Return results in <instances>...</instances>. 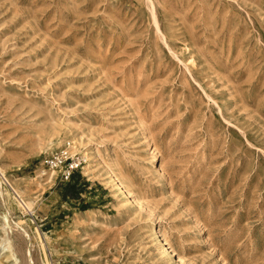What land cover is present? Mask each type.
Listing matches in <instances>:
<instances>
[{
  "label": "rangeland",
  "instance_id": "1",
  "mask_svg": "<svg viewBox=\"0 0 264 264\" xmlns=\"http://www.w3.org/2000/svg\"><path fill=\"white\" fill-rule=\"evenodd\" d=\"M0 264H264V0H0Z\"/></svg>",
  "mask_w": 264,
  "mask_h": 264
},
{
  "label": "built area",
  "instance_id": "2",
  "mask_svg": "<svg viewBox=\"0 0 264 264\" xmlns=\"http://www.w3.org/2000/svg\"><path fill=\"white\" fill-rule=\"evenodd\" d=\"M82 160L70 158L63 151H56L46 154L42 159V164L51 169L59 171L60 179L64 181L71 180L75 170L79 168Z\"/></svg>",
  "mask_w": 264,
  "mask_h": 264
},
{
  "label": "bare ground",
  "instance_id": "3",
  "mask_svg": "<svg viewBox=\"0 0 264 264\" xmlns=\"http://www.w3.org/2000/svg\"><path fill=\"white\" fill-rule=\"evenodd\" d=\"M157 160V159H156ZM112 181L113 183L120 188V190H122L125 194H128V192L125 190L124 186L121 184V182L119 180H117V178L112 175ZM6 222L9 224V218L5 217ZM161 230V226L159 227H155L154 228V233H157V237H158V242H160L161 244H163V246L165 247V240H166V236H164L163 233H159V231ZM7 248H11V244L9 243ZM165 249L167 250L168 247H165Z\"/></svg>",
  "mask_w": 264,
  "mask_h": 264
}]
</instances>
